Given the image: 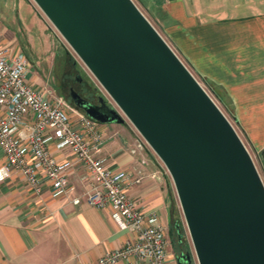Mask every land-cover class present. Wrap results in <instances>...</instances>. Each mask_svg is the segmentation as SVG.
<instances>
[{
    "label": "water",
    "instance_id": "1",
    "mask_svg": "<svg viewBox=\"0 0 264 264\" xmlns=\"http://www.w3.org/2000/svg\"><path fill=\"white\" fill-rule=\"evenodd\" d=\"M32 1L120 111L71 87L73 104L99 123L126 118L166 168L198 264H264V183L253 158L134 1ZM176 261L193 264L187 251Z\"/></svg>",
    "mask_w": 264,
    "mask_h": 264
},
{
    "label": "crops",
    "instance_id": "2",
    "mask_svg": "<svg viewBox=\"0 0 264 264\" xmlns=\"http://www.w3.org/2000/svg\"><path fill=\"white\" fill-rule=\"evenodd\" d=\"M139 1L164 27L191 73L228 107L246 145L257 154L262 166L264 0ZM9 2L21 28L19 33L27 39L24 29H28L32 44L25 41L23 45L13 30L1 23L3 11L0 43L26 57V82L59 94L51 85L57 48L41 21L46 24L45 18L32 0H0V6H8ZM74 126L78 128L80 124L75 121ZM95 127L104 139L99 156L108 167L115 171H143L140 183L130 187L127 194L144 213L155 212L166 227L171 188L160 159L148 145L134 154L130 152L141 136L125 118L122 123L96 122ZM51 149L59 160L68 158L73 162L67 176L71 189L59 196L51 194L47 181L42 193L33 195L20 173L5 172L6 161L0 149V264H91L132 236L119 229L110 208L100 209L83 200L79 204L72 202L90 186L89 180L68 149L60 152L53 145ZM168 247L166 264H177L178 254Z\"/></svg>",
    "mask_w": 264,
    "mask_h": 264
},
{
    "label": "built area",
    "instance_id": "3",
    "mask_svg": "<svg viewBox=\"0 0 264 264\" xmlns=\"http://www.w3.org/2000/svg\"><path fill=\"white\" fill-rule=\"evenodd\" d=\"M29 64L21 51L0 43V149L5 172L22 175L33 195L48 182L53 196L71 188L68 172L73 162L59 160L51 149H68L84 168L89 187L72 202L110 208L119 229L132 236L121 247L101 255L91 264H166L168 241L155 212L144 213L127 190L140 183L143 171H115L99 156L104 139L96 122L49 89L39 90L26 82ZM80 127L76 128L74 122ZM147 146L141 137L131 153Z\"/></svg>",
    "mask_w": 264,
    "mask_h": 264
},
{
    "label": "rangeland",
    "instance_id": "4",
    "mask_svg": "<svg viewBox=\"0 0 264 264\" xmlns=\"http://www.w3.org/2000/svg\"><path fill=\"white\" fill-rule=\"evenodd\" d=\"M134 3L137 5V7L140 9V11L145 15V17L150 21V23L155 27V29L159 32V34L163 37V39L168 43V45L173 49V51L177 54V56L181 59V61L186 65L187 63L185 61V58L182 56L180 51L176 48L174 43L170 40L169 35L165 31L164 27L161 25L160 22L153 16V14L146 9L143 4L139 0H133ZM39 9V8H38ZM0 11H3V19L1 20V23L7 27L10 30H13L16 37H18L23 45H25V41L31 43V37H29L28 29H24L25 34L28 35V38L24 35H22L20 31V26L18 22L16 21V16L14 12L11 10L10 2L7 5L3 4L0 6ZM40 11V9H39ZM41 12V11H40ZM43 17L45 18L46 24L43 20L42 23L45 26V28L50 32V37L52 42H54L55 48H57L56 53V61L53 68V77H52V83L51 85L53 88L62 95L69 104H71L73 107H76L69 96V88H74L81 96L85 97L86 99H89L90 101L96 102L98 96H103L105 100L107 101L108 105L111 107L116 108L118 111L119 108L115 104V102L111 99V97L108 95V93L104 90V88L99 84V82L95 79V77L92 75V73L88 70V68L84 65V63L79 59V57L75 54V52L70 48V46L66 43V41L62 38V36L59 34V32L54 28V26L50 23V21L44 16V14L41 12ZM38 29H41V26L39 22H36L35 25ZM36 28V29H37ZM37 29V30H38ZM33 44L37 41L35 36ZM31 38V39H30ZM43 40V39H42ZM32 44V43H31ZM54 48V47H53ZM24 53L27 54L24 50ZM189 68V67H187ZM191 72V71H190ZM79 76L81 78V81L78 82L75 80V77ZM197 81L202 85V87L208 92V94L212 97V99L215 101V103L218 105L220 110L224 113V115L227 117V119L230 121V123L233 125L235 130L237 131L238 135L240 136L241 140H243V143L245 146H247V149L249 153L251 154L253 161L257 167V170L259 171V174L263 180L264 183V171L260 164V161L258 159L257 154L248 146L246 145V140L244 139L241 131L239 130L237 123L234 121L228 107L224 106L212 93L209 86L199 77H196L193 75ZM80 110V109H79ZM126 119V118H125ZM162 167L164 169V172L167 175V179L169 182V187L171 188L172 195L174 197L175 201V212L172 216V219H169V223L167 224L165 229V235L168 241V248L171 252L174 251V253L179 254L180 251H187L191 254L192 263L198 264L195 252L191 243V239L188 233V229L181 211V208L179 206V202L177 200L175 190L173 187L172 180L162 164ZM164 185V183H163ZM175 221L179 222L180 232L182 234L181 243L178 245L177 243V235L175 228L173 227V223Z\"/></svg>",
    "mask_w": 264,
    "mask_h": 264
},
{
    "label": "trees",
    "instance_id": "5",
    "mask_svg": "<svg viewBox=\"0 0 264 264\" xmlns=\"http://www.w3.org/2000/svg\"><path fill=\"white\" fill-rule=\"evenodd\" d=\"M260 156H261V161H262V167H263V171H264V148L261 150L260 152ZM169 192H170V202H171V211H170V219H172V216L175 212V201H174V197L169 189ZM173 227H174V223H173ZM175 228V227H174ZM176 231V230H175Z\"/></svg>",
    "mask_w": 264,
    "mask_h": 264
},
{
    "label": "flooded vegetation",
    "instance_id": "6",
    "mask_svg": "<svg viewBox=\"0 0 264 264\" xmlns=\"http://www.w3.org/2000/svg\"><path fill=\"white\" fill-rule=\"evenodd\" d=\"M75 80H76V77H75ZM76 81H77V80H76ZM78 82H80V81H78ZM70 88H71V87H70ZM70 88H69V89H70Z\"/></svg>",
    "mask_w": 264,
    "mask_h": 264
}]
</instances>
